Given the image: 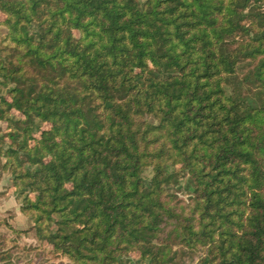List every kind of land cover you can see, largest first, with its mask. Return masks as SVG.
<instances>
[{
	"label": "trees",
	"instance_id": "16d2710c",
	"mask_svg": "<svg viewBox=\"0 0 264 264\" xmlns=\"http://www.w3.org/2000/svg\"><path fill=\"white\" fill-rule=\"evenodd\" d=\"M0 13V168L40 240L71 264H264V0Z\"/></svg>",
	"mask_w": 264,
	"mask_h": 264
},
{
	"label": "rangeland",
	"instance_id": "374dc122",
	"mask_svg": "<svg viewBox=\"0 0 264 264\" xmlns=\"http://www.w3.org/2000/svg\"><path fill=\"white\" fill-rule=\"evenodd\" d=\"M5 31V27L0 25V35ZM72 32L75 37L78 36L76 29L73 28ZM0 94L7 97L5 88H0ZM12 113L16 118L20 117L17 111L12 110ZM47 127V123H40L41 129ZM0 129L6 131V124L2 121ZM177 194L187 202V194L183 190ZM21 198L22 194L12 186L9 171L0 168V264H71L66 256L58 254L51 245L36 236L29 216L20 210ZM133 258L134 255H131L126 264H133ZM197 260L198 255L195 254L191 258L184 257L183 263L178 258V264H195Z\"/></svg>",
	"mask_w": 264,
	"mask_h": 264
}]
</instances>
